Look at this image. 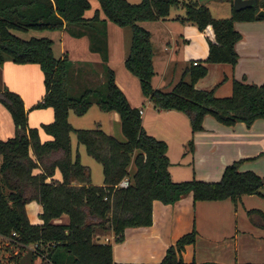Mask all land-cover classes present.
Instances as JSON below:
<instances>
[{"label":"trees","instance_id":"16d2710c","mask_svg":"<svg viewBox=\"0 0 264 264\" xmlns=\"http://www.w3.org/2000/svg\"><path fill=\"white\" fill-rule=\"evenodd\" d=\"M97 2L103 17H99L97 9L91 16H83L89 0H0V63L4 59L36 63L43 83L36 106H48L52 111V119L40 124L47 135L41 140L38 128L26 123L27 110L19 95L0 88V103L14 125L13 136L0 139V235L18 242L20 250L8 255L6 261L32 264L40 253L50 264H224L209 260L183 262L181 251L193 242V229L168 244L155 263L115 262L110 243L97 239L111 231L114 240L119 241L126 227L149 225L153 200L171 204L188 192L192 200L233 199L241 194H259L258 189L264 188V179L251 170H237L234 163L224 166L217 181L171 180L165 142L144 131L138 109L129 105L115 84L113 70L106 64L105 21L129 29L123 66L137 78L141 94L153 106L183 111L191 130L200 128L204 114L224 124H248L257 117L264 118V78L259 83L232 79L231 93L224 96L215 95L212 88L195 87L194 82L206 72V62L234 64V43L240 33L233 24L264 18L256 14L258 9H264V0H255L238 10L231 7L229 16L223 18L212 17L198 0ZM178 5L183 7L180 20L194 25L203 35L207 53L202 60H189L181 76L169 89L162 90L151 85L153 51L148 31L138 22L164 17L171 7ZM29 28H64L72 36L85 35L88 48L100 55L101 82L85 87L79 94L70 93L68 81L73 63L65 56H53L51 39L21 38L13 32ZM79 71L75 67L72 73L82 77ZM92 102L103 111L118 113L124 140L119 141L99 128L70 126L68 109L79 115ZM71 131L86 153L101 165V184H91L89 168L79 163L77 154L70 156ZM122 178L127 180L125 186L118 184ZM30 200L40 205L39 223L29 222L25 213L24 205ZM62 215L66 221H57ZM254 219L258 223L263 221L259 213H254ZM30 243L35 251L24 248ZM21 250L26 251L25 256L20 254ZM43 257L40 261L49 264Z\"/></svg>","mask_w":264,"mask_h":264},{"label":"rangeland","instance_id":"374dc122","mask_svg":"<svg viewBox=\"0 0 264 264\" xmlns=\"http://www.w3.org/2000/svg\"><path fill=\"white\" fill-rule=\"evenodd\" d=\"M203 4L214 18L228 17L230 14L231 0H204ZM95 9L98 10V15L103 17L97 0H89V7L83 11V16H91ZM182 15L183 7L178 5L169 9L168 14L164 16L166 18L161 17L162 19L157 18L138 22L148 31L149 42L153 51L152 66L154 75L151 77L152 87L157 85L156 87H160L162 90L169 89L171 84L181 76L184 65L189 62L188 57L201 53L204 48L202 37L199 36L195 26L182 22L180 20ZM256 22L262 23L259 29L260 25L254 24ZM237 23L241 25L242 29L249 27V32H251L246 37V46L241 47L239 51L235 50L237 56L233 65L214 62L204 63L206 72L195 80V87L212 88L216 95L218 92V94L229 95L231 93L232 79L229 77V71L221 69L220 67L222 66L219 65H227L229 67L236 65L237 70L241 68L249 71V75L241 72L237 78L234 75V79L241 80L245 76L246 82H259L253 81L257 79V69L260 66L254 61V44L253 46L251 45L253 41L251 34H254V31L256 33L257 29L264 32V18L237 21L234 24L235 27H238ZM122 29L123 27L109 20L105 21L107 52L111 56L113 64L117 62L121 51L123 54L127 52L128 40L125 39L123 43ZM13 32L21 38L45 36L51 39L53 56H58L61 46L59 34L54 32V30L29 28L13 30ZM127 32L129 38V29ZM239 33L241 37V32ZM67 35L64 34L62 39V49L64 48L63 51L68 52L69 57L66 56L68 59L75 56L74 60H70L73 64L69 72V77L71 76V78L68 81V89L70 93L79 94L85 87L94 86L101 82L102 78L98 80L101 77L99 75V65L92 61H87L91 58L90 55H93L91 54L93 51L88 49L87 37ZM181 35L188 40L187 43L180 40L172 48L174 39L180 38ZM238 41H243L242 37L235 43ZM167 44H169V47H167ZM75 45L76 50L73 51L72 46ZM192 49L196 50V53H193ZM255 51L257 52V50ZM96 55H99V53H96ZM205 56L206 54L197 60H202ZM5 60L7 61L8 59ZM262 61L264 63V60ZM2 62L0 63V88L6 87L4 84L6 75L4 74ZM31 65L34 66L28 67H33L34 71L28 70L26 72L30 76L28 75L27 77L25 73L22 74V80L27 83V87L22 88L28 91L23 95L25 102L28 104L25 109L27 110L26 123L28 126L37 127L38 134L40 133L42 138L46 139L47 136L40 128V124L47 123L52 119V111L48 106H36L43 92L42 73L36 63ZM122 65L118 63V67L116 65L111 67L116 74L115 82L126 94L129 105L136 109H141L142 114L139 113V116L144 131L165 142V152L168 159L167 170L172 180L217 181L224 166L230 163H234L237 170H251L264 179L263 117H257L248 124L242 121L224 124L217 121L210 114H204L200 120V128L191 130L188 117L183 111L176 109L153 110L152 104H147L146 98L141 94L137 78L127 72ZM75 67H79V74L82 77L72 73ZM119 67L132 79L127 81V87L125 86L124 78L119 72ZM250 76L254 79L252 80ZM183 78L187 80L188 76L185 75ZM225 86L228 87V90L225 93H220V88ZM155 108L158 109L157 107ZM67 121L72 128H99L119 141L124 140L120 130L118 113L114 110L103 111L94 102L79 115L68 109ZM69 147L70 156L73 158L77 154L79 163L89 168L90 183L101 184V165L86 153L82 144L76 141L73 131L69 133ZM206 201L217 204L212 206L207 204ZM37 207L38 204L34 200H30L24 205L25 213L31 223L40 222L36 213ZM189 211L191 218L187 222L188 225H181L179 230H181L180 234H182L184 231L187 232L193 229L194 239L192 243L184 246L181 251V259H184V253L188 260H194L192 259L194 252L196 258L203 256L207 259L219 260L218 262H223L224 264L225 262H230L231 264L234 262L242 263L246 260L249 263H264V197L262 195L249 193L241 194L233 199L226 197L213 200H191ZM254 213H259L262 216L263 221L261 223L255 221ZM63 217L66 221V217L64 215ZM57 221H60V218ZM106 232L99 235L100 242H103ZM1 242L7 255L20 251L18 244L9 238H4ZM108 243L111 245L115 241L109 240ZM28 246L31 247L33 244L30 243ZM212 247L216 252L215 254H209ZM225 249L229 253L226 256L220 252ZM20 254L25 256L26 251L21 250Z\"/></svg>","mask_w":264,"mask_h":264},{"label":"crops","instance_id":"0c3cea01","mask_svg":"<svg viewBox=\"0 0 264 264\" xmlns=\"http://www.w3.org/2000/svg\"><path fill=\"white\" fill-rule=\"evenodd\" d=\"M127 1L131 2V3H135V1H137V0H127ZM164 18H166V17H164ZM159 19H162V18H159ZM236 22H234V24ZM254 24L260 25L258 27V29L262 26L261 25L262 23L256 22ZM234 28L236 30H238L239 32H241V37L243 40V41L236 42L234 45L235 50L239 51V49H241V47L246 46V37L249 36V33H251V32H249V27L246 29H242L241 25H239V24H238V27H235V25H234ZM258 29L256 30L257 31L256 33L254 31V34L253 33L251 34L253 36V41L251 42V45L253 46V44H254V49H253V57L255 58L254 61H256L257 64L260 66L257 69V79L253 78L254 79L253 80L252 76H250L251 79L255 82L256 81L261 82L264 78V65H263L264 63L262 61V60H264V32L262 30H258ZM54 32H57L59 34V42H60V46H61L57 57H61V56L69 57L68 52L65 50L63 51L64 48L62 49L61 44L63 43L62 39L64 38V34H68L69 36L71 34L67 30H65L64 28L54 30ZM198 34L200 37H202V41L204 42V48L201 50L202 51L201 53H196V50L192 49V52L196 53V54H195V56H189L188 57L189 60L200 59V57H203L207 53V45L205 47V44H206L205 39L199 31H198ZM122 35H123V43H124L125 39L126 40L128 39V32H127V29H125V27H123V29H122ZM81 36H85V35H81ZM126 36H127V38H126ZM76 37H80V36H76ZM180 40L185 41V43H187V41H188L185 37H183L181 35L180 38L174 39L172 48H174L175 45L180 42ZM72 47H73L72 48L73 51H75L76 45L72 46ZM167 47H169V44H167ZM255 50H257V52ZM51 52H52V50H51ZM96 53L97 52L93 51L91 53L93 55H90L91 58H89V60H87V61H92L95 64L99 65L100 56L96 55ZM125 54L126 53L123 54V52L121 51V53L118 56L117 62H115V64H113L112 58H111V56H109V53L107 52L106 63L109 65L110 68L114 67V65H116V67H118V63L123 64V58H124ZM170 56H172V55H170ZM74 59H75V56H73L72 58H70L68 60H74ZM83 61H86V60H83ZM6 62H11V61H9V60L6 61L4 59V61L2 62L4 74L6 75V78H4V84L6 85L7 89H9V90H11V91H13L19 95V97L22 100L23 107H24V109H26L28 107V104L25 102V98L23 95H25L26 92H28V91L27 90L25 91L22 88V87H27V83L24 80H22V74L25 73L27 75V77H28V75L30 76V74L26 73V72L28 70L34 71V68L28 67V66H34V65H31L33 63H14V62L6 63ZM219 66H222V67H220L221 69L229 71V77H231V79H234V75H235V78H237V76L239 74H241V72L249 75V71H247V70H242L241 68L237 70L236 65H234L232 67H229L227 65L226 66L225 65H219ZM165 67H166V65H165ZM165 67H164V69H165ZM124 69H125V67H124ZM112 70L114 72V81H115L116 80V78H115L116 74H115V71L113 68H112ZM119 72L121 73V76L124 78V80L126 82L125 86L127 87V81L132 80V79H130V77H128L126 75V73L122 69H120V67H119ZM127 72H129V71H127ZM244 77H242V79H244V81H246V79ZM260 79H262V80H260ZM259 82H256V83H259ZM115 84H116V82H115ZM133 89L135 91V87ZM227 90H228V87H226V86L221 87L220 93H225ZM122 92L128 101L126 94L124 93V91H122ZM218 93H217L218 96L225 95V94H218ZM133 96H134V92H133ZM145 101L147 102V104H152L149 101V99H147V98ZM138 109H140V108H138ZM152 109L153 110H160L159 108L156 109L153 105H152ZM140 113L142 114V111ZM13 134H14V125H13V122L11 120L10 114L3 107V105L0 103V139L5 140V139L13 136ZM38 135H39V138L41 140H43L40 133ZM204 181H206V180H204ZM191 200H192V198H191V195L189 192L171 204H163L161 202L153 200L152 204H151V223L147 226L126 227L123 230V238L119 241H115L112 232L107 231L105 236L103 237L104 238L103 242H109V240L115 241L114 244H111V257H112L113 261L120 262V263H140V262L141 263H155V262L159 261L161 256L163 255L165 247L168 244L172 243L181 233L180 232L181 230H179L181 225H183V224H184V226L188 225L187 222H189V220L191 218V214H189V212H190L189 211V203ZM206 202H207V204H211L212 206L213 205L216 206V204H217V203L213 204L210 201H206ZM39 211H40V205L38 204L36 213H38ZM60 221L61 222L65 221L63 215L60 217ZM4 238H7V237L0 235V264H8L6 260H7L8 255H11V254L7 255V252H5V250H3L4 247L1 245L2 244L1 241H3ZM97 239H98V241H100L101 240L100 236H97ZM215 242H218V241H215ZM220 252L224 253L225 256L228 253V251L226 249L223 251H220ZM211 253L212 254L216 253L215 250H213V247L209 251V254H211ZM183 255H184V259H182L183 262H186V263L189 262L190 260H188V257H186V254L183 253ZM192 259H194V261H203V260L216 261V262L219 261V260L207 259L203 256H201L200 258H196L194 252H193ZM245 262H247V260ZM221 263H223V262H221ZM242 263H244V262H242ZM32 264H44V263L40 261L39 257L38 258L36 257V258H34ZM225 264H231V263L225 262ZM232 264H237V262H234Z\"/></svg>","mask_w":264,"mask_h":264},{"label":"water","instance_id":"95a60500","mask_svg":"<svg viewBox=\"0 0 264 264\" xmlns=\"http://www.w3.org/2000/svg\"><path fill=\"white\" fill-rule=\"evenodd\" d=\"M255 0H231V7L234 10H238L241 8H244L246 6L252 5ZM204 0H198L199 4H202ZM256 14L258 16H264V9H258ZM258 193L262 196H264V188H259Z\"/></svg>","mask_w":264,"mask_h":264},{"label":"built area","instance_id":"2783aa9c","mask_svg":"<svg viewBox=\"0 0 264 264\" xmlns=\"http://www.w3.org/2000/svg\"><path fill=\"white\" fill-rule=\"evenodd\" d=\"M193 63H195V61H193ZM140 112H141V110L138 109V113H140ZM118 184H119L120 186H125V185L127 184V180H126L125 178H122V179L119 181ZM14 235H15V233L12 231V232H11V236H14ZM7 238H9V239H11V240H14V239H12V238H10V237H7ZM15 242H16V241H15ZM17 243H18V242H17ZM24 248L29 249V250H32V251H35V250H34V245L31 246V247H29L28 245H24ZM37 257L42 258L43 255L39 253ZM43 260H45V262H47V263L50 264V261H49L46 257H43Z\"/></svg>","mask_w":264,"mask_h":264}]
</instances>
